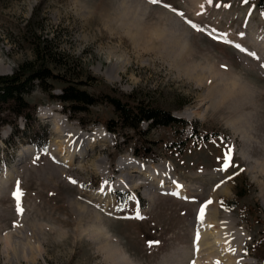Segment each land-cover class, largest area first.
<instances>
[{
    "label": "rangeland",
    "instance_id": "obj_1",
    "mask_svg": "<svg viewBox=\"0 0 264 264\" xmlns=\"http://www.w3.org/2000/svg\"><path fill=\"white\" fill-rule=\"evenodd\" d=\"M30 62L49 77L3 111L0 264H264L256 1L0 0V76ZM68 86L96 104L74 113L52 97ZM111 99L187 126L123 128Z\"/></svg>",
    "mask_w": 264,
    "mask_h": 264
},
{
    "label": "trees",
    "instance_id": "obj_2",
    "mask_svg": "<svg viewBox=\"0 0 264 264\" xmlns=\"http://www.w3.org/2000/svg\"><path fill=\"white\" fill-rule=\"evenodd\" d=\"M246 2H257V8L264 15V0H244ZM42 52L35 49L37 58ZM42 59V58H40ZM49 76H45V70L42 63L36 66L34 63L22 64L17 71L10 76H0V129L9 123L3 115L5 109H9L8 105L25 106L24 98L31 92L35 85H43V82ZM49 92V91H48ZM61 103L67 104L70 110L74 113L83 111V108L78 107V104L87 106H94L95 100L87 96L85 92L65 87L60 91L57 96H52ZM110 102L114 108L121 127L139 131L142 124H147L148 129L162 127L177 126L184 128L187 123L180 119H176L170 113L162 110L159 107H154L143 102L131 104L119 99H111ZM22 116V113H17V117ZM34 119V118H31ZM25 120V117H24ZM16 129V126H14ZM112 131L110 127L107 129Z\"/></svg>",
    "mask_w": 264,
    "mask_h": 264
},
{
    "label": "bare ground",
    "instance_id": "obj_3",
    "mask_svg": "<svg viewBox=\"0 0 264 264\" xmlns=\"http://www.w3.org/2000/svg\"><path fill=\"white\" fill-rule=\"evenodd\" d=\"M233 43H235V42H233ZM246 52H249L250 53V50H248V49H246L245 50ZM0 69H1V67H0ZM5 71H6V69H5ZM79 140H81L82 139V137L81 136H79V138H78ZM68 150V153H71V155L73 156V152L70 150V149H67ZM77 151V150H76ZM83 154H85V152L83 153ZM71 156V157H72ZM75 156V155H74ZM71 157L69 158V160L71 159ZM134 168V167H133ZM136 169H138V172H144V174L145 175H148V174H152V171H153V168H146V169H142L141 167H136ZM137 172V173H138ZM142 174V173H141ZM153 176V175H152ZM167 180V179H166ZM170 180V181H169ZM160 184H159V186H163V188L162 189H165L164 187H165V184H166V182H164L163 181V179L161 178L159 181H158ZM168 182L169 183H172V184H174V187L171 189V193L172 194H176L177 193V190H176V188H175V185H176V183H175V181L174 180H171L170 178H168ZM168 190V189H167ZM91 194V193H90ZM182 194H183V192L181 191L180 192V194L178 193V195H176V196H182ZM88 198H89V196H88ZM96 199V198H95ZM212 234H213V237H212V239H213V243L211 244L212 245V247H218L219 249H220V253H221V255L219 254V256H221L220 258H222V257H224V256H228V258H227V260L228 261H230V255H229V251H228V247H226L225 246V244H226V242L223 240V237H221L220 236V234L219 233H217V232H215V231H212ZM197 245H198V242H197ZM200 243H199V246H197V248L199 249L200 248ZM213 249V248H212ZM200 250V249H199ZM212 251H214V249L212 250Z\"/></svg>",
    "mask_w": 264,
    "mask_h": 264
},
{
    "label": "snow or ice",
    "instance_id": "obj_4",
    "mask_svg": "<svg viewBox=\"0 0 264 264\" xmlns=\"http://www.w3.org/2000/svg\"><path fill=\"white\" fill-rule=\"evenodd\" d=\"M150 2L153 3V4H156V3H158V0H150ZM165 7H168V6L165 5ZM181 15H183V14L181 13ZM188 23H189L193 28H196V25H195V24H192L191 21H188ZM237 47H239V45H237ZM231 154H232V150L229 149V152L227 153V155H226V157H225L226 162H225V164H224V168H223L222 170H226L227 168H229V167L232 166V163H231ZM230 178H231V177H229V179H230ZM71 182H72V183H76L75 180H71ZM18 183H19V182H18ZM217 187H219V185H217ZM13 196H14L16 202H17V204H16L17 212H18L19 214H22V213H23V208H22L21 203H20V201H21V192H20V190H19V187H17L16 191L13 193ZM211 203H212V201H208V204H211ZM206 207H207V205H205V207H203V208L200 209V218H201V220H203V217H204V214H205V209H206Z\"/></svg>",
    "mask_w": 264,
    "mask_h": 264
}]
</instances>
